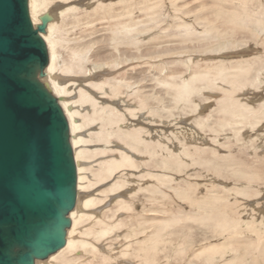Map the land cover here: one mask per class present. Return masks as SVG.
Returning <instances> with one entry per match:
<instances>
[{
	"label": "rangeland",
	"instance_id": "obj_1",
	"mask_svg": "<svg viewBox=\"0 0 264 264\" xmlns=\"http://www.w3.org/2000/svg\"><path fill=\"white\" fill-rule=\"evenodd\" d=\"M86 1H60L61 7L57 10L58 12H68L67 10L69 8L82 7L81 4ZM89 1L91 2L93 0ZM120 1L126 3H119ZM129 1L101 0L100 2H103L106 7L99 12L100 15L96 14L98 17H95L94 12L98 5L93 4L87 8L79 9V12L70 11L68 12V16L57 21L60 28L63 26L62 35L68 39L69 45H77L81 41L87 42L89 40L98 43L97 47L93 48V50H98L95 53L98 59L107 58L112 52V49L109 47L110 35H112L111 31L113 28H116V24L128 22L129 20L137 23L141 22L142 24L138 28L143 29V34L138 32L132 34V37L140 42L139 44L137 43L136 46L130 49L125 48L126 44H122L119 47V51L122 54L128 55L119 61V63H122L120 66H113L112 63L107 64L103 62L98 64L90 63L87 64L84 72L78 70L81 73H72L73 75H61L59 73L61 76L73 77L76 81L70 89L72 94L69 95L68 99L74 104L73 108L75 110H82V117L77 118L81 125L78 134L88 142L81 144L79 147V150L83 149L87 154V156H84L86 158H83L84 161L82 160L86 165L85 174L87 177L85 181L87 188L84 190L85 193L83 195L99 201L98 205L90 207V210L88 208V210L86 209L87 216L90 218L93 217V219L89 221L90 218L87 217L78 226L79 230L77 229L78 231L75 232V235L77 234L75 239L77 237L78 240L82 239L86 242L91 239L89 242L91 245L96 246L95 250L97 249L98 256L95 250L89 249L90 252H87L80 248L73 255L74 258H77L74 263L146 264L144 257L148 256L149 259H156V264H208L206 256H197L201 250H208L211 247L219 248L225 242L230 243L228 241L229 237L214 232L209 227L208 222L201 223L199 220L202 215V211L200 212L199 208L200 202L214 194L219 199L226 200V203H224V206H226L223 209L224 211H227L236 219L240 220L245 229L250 224L254 225L258 231V240H260V237L264 240V150L262 144H259L261 142L260 138H258V141L246 138L252 129L249 125L250 120H248L245 128L241 130L243 133L241 135L239 133L237 138L235 132L230 127L226 128L223 133L211 131L214 126L217 127V130L219 128L217 123L215 122L214 124L213 119L210 118L212 113L217 109L215 102L219 99L218 96H224L227 92V87L222 84L221 79L219 80L221 83L220 93L214 89L210 91L209 89L211 88L208 87H203L200 90L201 94L198 95L204 93L205 98L204 101L199 96L195 98L196 104L200 101L198 114L195 113V116H192V114L189 115L181 110L182 106H184L183 103L180 104L178 109H175L173 101L171 100L172 97L170 96L171 91L169 90L168 92V89L161 86L158 79L159 77L168 78L170 75H178L179 73L189 78L191 74L203 70L214 73L217 69H220L221 65L230 68L232 66L231 64L237 63V61H255L257 58H264V30L259 33L258 38V33L256 35L250 31L237 33L229 29L226 24H223L228 19L226 11L231 10L233 12V10H237L242 12L240 10L242 6L240 0H178L176 3H173V0H156L157 3L152 1L156 5L159 3L156 13L153 15L157 18L154 22L151 21V17L146 11L139 10V5L144 3L143 0ZM248 1V12L253 14V18L257 19L259 15L264 18V0ZM55 4L57 5L59 2ZM129 6L132 7L129 9ZM128 10H134L135 13L130 16L127 14ZM220 10L225 13V16L222 14L223 16L221 15L219 18L214 11L218 12ZM94 18L97 19L95 20ZM254 19L251 21L252 23H247H249L252 29H255V32L256 30L258 32L257 26L255 24L253 25V22H255ZM85 23H94V25H85ZM212 30L214 31V37L211 38L209 36V39H206L208 33ZM226 32H230L228 34L229 36L227 34L225 35ZM233 32L236 35H232ZM188 36L195 38V40L181 43ZM119 38L123 39L125 43L128 41L124 37ZM168 49H173V53L167 55L168 57H163L162 55L160 57L157 56L161 54L160 52H165ZM68 53L65 50H60V59L65 60L67 58L65 61H69L70 56ZM258 69L260 70L261 68ZM122 78L130 80L134 87L130 91L123 90L122 96H118L117 98L111 96L109 87L105 86V92L99 87L100 84L103 85V83L111 82L113 79L120 80ZM249 85H246L243 91L237 92V96L234 97H252L256 100L258 97H264V89L258 92V84H251V87ZM82 90L94 97L97 105L102 103L107 108H116L122 114L125 113L127 118L125 123H137L139 125L138 128L141 127V129L144 127L143 130L145 129L146 133L151 134L150 138L152 140H156L159 137L154 135V133L156 134V130H164L167 134H170L177 129V131L179 130L178 132L182 131L181 133L186 134L187 130L190 131L193 128L194 133L202 139L195 143L197 146L200 144L199 147L201 149L196 154L197 158L213 162L216 168L234 164L233 167H235L237 165L239 166L242 162L243 165L241 168L243 170L249 171L250 173L248 174L257 176L258 182L257 180L255 182L258 190L251 192L248 199L237 196L236 188L239 186H247L245 178L234 175L231 171L229 172L224 169H222L223 172L220 175H217L211 170L213 167L211 165L201 166L188 162L189 170L182 169V172L175 173L168 169L164 170L166 176L174 180L170 185L174 189H181L182 198H179L174 190L169 189L165 185L161 187L162 192L156 193L155 195L145 191H139V187L142 184L144 188L149 183V186L156 185V181L143 177L149 171L155 169L153 168L157 166L155 161L150 158L149 164L147 155L137 153L136 155L119 138H110L106 141V137L101 134L102 129H104L103 125L100 123L99 115L94 114L93 106L91 104L83 106L78 102ZM255 91H257L255 95L250 94ZM144 95L148 97L144 98ZM209 96H211V99ZM214 96L217 97L215 98ZM142 101L146 102V108L138 111V106L141 105L140 103ZM159 101L163 104L159 103ZM250 104L253 105V103ZM100 107L99 105L98 108ZM157 107L164 114L171 111L174 118L172 117L170 119L166 117L165 121L160 118H158L159 120L154 118L150 113V109ZM129 109H134V111L136 110L135 112L138 111L137 116H131ZM197 117H202L207 120L210 119L212 126L210 122H207V131L198 129L193 124V120L195 118L197 119ZM261 126L258 125L256 131L263 132L264 122H262ZM236 129H241V126H237ZM199 131L201 132L199 133ZM101 138L103 141H101ZM238 139L240 140L239 142ZM248 139L253 141L250 142ZM175 142L178 143L177 140ZM180 149L189 153H195V148L190 143H186V146L182 145ZM121 152H128L131 156H136L134 159L138 163V168L132 169L131 167H124L117 172L119 174H116L115 177H108L106 179L101 177L99 164H106L114 160L120 161ZM175 153L177 154L178 151L175 150ZM143 156L145 158H142ZM157 160L161 161L162 157L159 156ZM156 169L158 170V168ZM116 181L124 183L123 185L125 187L119 192L111 194L109 191ZM250 188L257 189L253 186H250ZM186 191H189L191 196H187ZM256 192H261V196L257 199ZM166 220H180L182 222L173 223L166 231H159ZM98 221L104 222L103 224L107 226L110 224L109 226L112 228L118 226V223H121L119 224L120 226H124H121V229L119 228L118 230H114V227L107 234L108 236L99 237L97 235L102 230L103 224L97 225ZM158 222H162V225H160L161 227L158 226V229H155V226H157L155 223ZM137 231L141 232L138 237L134 233ZM157 231H159L163 242L151 248L149 247L152 242L151 239ZM243 236L231 248L227 247V250H217L215 255L213 254L214 264H239L240 259L237 257L238 254L243 256V264H264V256H260L258 261V252L253 250V248H246L248 245L246 242H256L253 232L246 231ZM182 245L187 248V252L180 254L179 248ZM260 248L263 249L264 244H261L258 249ZM253 257H257L256 262L253 261ZM69 258L71 259V257Z\"/></svg>",
	"mask_w": 264,
	"mask_h": 264
},
{
	"label": "bare ground",
	"instance_id": "obj_2",
	"mask_svg": "<svg viewBox=\"0 0 264 264\" xmlns=\"http://www.w3.org/2000/svg\"><path fill=\"white\" fill-rule=\"evenodd\" d=\"M28 1H29V7H30V16H31V19H32L35 27L42 25L44 19H46V18L48 19L47 24H46V31L43 33H40V35L44 39L45 43L47 44V49H48L50 61H49V64L47 65V67L45 68V70L43 71V74L38 75V79L43 83V85L57 99L59 105L62 107V110L66 116V119H67L69 127H70V142L72 145V149H73V153H74V159H75V162L77 165V174H78L77 201H76L75 208L69 213L71 225L67 229L66 245L62 248L63 250L62 249L58 250L57 252L53 253L52 255H50L45 260H37L36 263L37 264H75L74 262L77 260V258H74L73 255L75 254L76 250H78L80 248H82V250H85L87 252H90L89 249H92L93 251L95 250L96 246L91 245L89 242L91 239H89V241H87V242L82 240V239H80L81 240L80 241L77 239V237L75 239V236L77 235V234L75 235V232L79 230L78 226L80 224H82L83 221H85L87 217H89V216H87L86 209L87 208L89 209L90 207L98 205L99 201L97 199H90L87 196L83 195V193H85L84 190L87 188L85 186V183H86L85 181L87 179L86 174H85V170H86L85 166L86 165L83 162L84 161L83 158H84V156H87V154H86L85 150H83V149L79 150V147L81 146V144H83L85 142L88 143V142L85 141L83 139V137L79 136V134H78V130H80L81 125H80V122H78L79 120L77 118L82 117V110H75L73 108L74 104L72 102H70L68 99L69 95L72 94L70 92V89H71V87H73L72 85L75 84V82H76L75 78H73V77L68 78L66 76H61V75L62 74H72V73H76L79 71L84 72L85 67L87 66V64H90V63L98 64V63L103 62V63H107V64L112 63L113 66H118V65L120 66V64H122V63H119V61L122 58H126L128 55L126 56V54H122L119 51L120 50L119 47L122 44H126L125 48L130 49L133 46H136L137 43L138 44L140 43L139 41H137L135 38L132 37V34L134 32L142 33L143 29L138 28V27H140V25L142 23L141 22L137 23V22H133V21L129 20L128 22H122V23L116 24L115 25L116 28H113V30L111 31L112 35H110L109 47H110V49H112V52L109 54V56L107 58L98 59V58H96V55H95V53H97L98 50H93V48L97 47L98 43L89 40L87 42L81 41L77 45H69L68 39H66V37L64 35H62L63 34V26L60 28L59 27L60 25H58L57 21L68 16V12H70V11L79 12L80 11L79 9H84L85 7L87 8L88 6L93 5V4L98 5L97 9L94 11L95 17H98L96 14L100 15L99 12L102 11L103 9H105V7H106V5L103 4V2H100L101 0H93L91 2L89 0H87L85 3L81 4L82 7H80V8L79 7L78 8L73 7V8H69V9L67 8L68 12H66V11H63V12L59 11L58 12V10L61 7L60 1H69V0H28ZM130 1H132V0H130ZM143 1H144V3L141 2L142 4L139 5V8H140L139 10L146 11V13H148V15H150L151 21H153V22L156 21L157 18H156V16H153V15L156 13L157 5L159 3L156 5V3H157L156 0H143ZM152 1H155L156 3L152 2ZM177 1L178 0H173V3H176ZM222 1H225V0H222ZM240 1L242 3V6H241V9L240 8L239 9L242 10V12H239L237 10H233V12H231V10L226 11V13H227L226 16H228V19H227V21L224 20L226 22H224L223 24H226L229 27V29H232L234 32H237V33L241 32V31H250L254 35H256L258 33V38H259V33L264 30V18L258 14L259 15L258 18L256 17L257 19H254L253 14H251V12H248L249 8L247 7V4L249 1L248 0H240ZM56 2H59V4L56 5L55 4ZM119 3H126V2L120 1ZM128 5H129V3H128ZM55 6L58 8H56ZM131 7L129 6V9ZM220 9H223V8H220ZM176 10H177V8H176ZM214 12H216L217 17H219V18L221 17L222 14L225 16V13H223V11H221V10L218 12L217 11H214ZM134 13H135L134 10L133 11L132 10L127 11V14L130 16L133 15ZM124 15H125V13H124ZM153 17H155V18H153ZM253 19L255 20V22H253V25L255 24V26H257L258 32H257V30L255 32L254 31L255 29H252V27L249 26V23H247V22L252 23L251 21ZM216 22H218V20H216ZM85 25H94V23H85ZM143 25H144V23H143ZM213 32H214L213 30L210 31L208 33V36L206 39H209V36L211 38L214 37ZM234 32L232 35H234V34L236 35V33H234ZM229 33L226 32L225 35L226 34L228 35ZM191 36H188L187 38H185L181 43L195 40V38H191ZM119 37H124L125 40H128L130 42L127 41L125 43L123 41V39H121ZM122 41H123V43H122ZM206 46H208V45H206ZM60 50L61 51L65 50V51L69 52L68 53L70 56L69 61H65V60H67V58H65V60L60 59L61 58L59 55ZM92 50H93V52H92ZM160 53H161L160 55H157L158 57H160L161 55L163 57H168L167 55H171V53H173V49H168L167 51L160 52ZM231 65L232 66L230 68H228L225 65H221L220 69H217L216 72H214V73H211L208 70H203L201 72H195V73L191 74L189 78L184 77L183 74L179 73L178 75H170L169 76L173 79H171L169 77L168 78H165V77L160 78L159 77V79L158 78H156V79H158L161 86H164L166 89H168L167 90L168 92H169V90L171 91L170 96L172 97L171 100L173 101L174 108L178 109L180 104L183 103L184 106H182L181 110H183V112H185L189 115L192 114V116L193 115L195 116V113L198 114L197 113L198 108L200 107V101H198V103L196 104L195 98L197 96H199L200 98H202L201 99L202 101H204V98H205L204 93L202 95H198V94H201L200 90L203 87H208V88H211V89H209L210 91H212L214 89L216 92L220 93L221 83L219 80L221 79L222 84L227 87L226 88L227 92L225 93L224 96H220V97L218 96V98H219L218 100L216 99L217 101L215 102V106H217V109L214 111L215 113L214 112L212 113L210 118L213 119L214 124H215V122L217 123L219 128L217 130V127L214 126V127H212L211 131H214L217 133H220V132L223 133V131H225L226 128L230 127L231 130L235 132L236 138H237L239 133H240V135H241V133H243V131H241V130H243L245 128V125H247L248 120H250L251 122L249 123V125L251 126L252 129L250 128L251 132H250L249 136L246 138H250L253 140H257V141L259 140L258 138H260L261 142L259 144H262V148L264 150V131L263 132L256 131V129L258 128V125L261 126L262 122H264V97H260V98L258 97L257 100L253 99L252 97H250V98H245L243 96H241L242 98L241 97L240 98L234 97V96H237V94H238L237 92L243 91L245 89L246 85H249V84L250 85L251 84H253V85L258 84V88H257L258 92L264 89L263 88V86H264V58H257L255 61H252V60L251 61H249V60L237 61V63L235 62L234 64H231ZM258 68H261V69L259 70ZM59 73L61 75H59ZM79 73H81V72H79ZM102 76H100V77H102ZM44 79H46V80L44 81ZM250 85H249V87H251ZM253 85H252V87H253ZM105 86L109 87V89L111 90V96L112 97L114 96L115 98H117L118 96H122L121 94H122L123 90H127V91L129 90L130 91V89H132L134 87V85L127 78H122L120 80L113 79V80H111V82H107V83H103V85L102 84L99 85L101 90L104 92L106 91ZM256 92L257 91H255L254 93L252 92L250 94L255 95ZM258 95H261V94H258ZM247 96H249V95L247 94ZM145 97H148V96L144 95V98ZM209 97L211 99V96H209ZM214 97L216 98L217 96H214ZM78 102L83 106L89 105V104H91L93 106L92 108H93L94 114L99 115V117H100L99 119L101 120V122L100 121L99 122L103 125L104 129H102L101 134L106 137V141H107V139H110V138H119L127 146V148H129L130 150L135 152V154L137 153V154H141V155H147L148 159H149L148 160L149 164H150V158L153 161H155V163L157 165V166L153 167L155 169L149 171L143 177L156 181V185L149 186L150 185V183H149L144 188L143 184H142L139 187V191L141 190V191L148 192L149 194L152 193L153 195H155L156 193H161L162 192L161 187L163 185H165L169 189L174 190V192L177 194V196L179 198H182L183 196L181 195V189H174L170 185V183H172L174 180H173V178L166 176L164 170L168 169L174 173L175 172H182V169L183 170L184 169L189 170L188 162L193 163V164H197V165H201V166L211 165V166H213L211 170L214 171L217 175H220L223 172L222 169H224V170H227L229 172L231 171L234 175H238L239 177L245 178V182L247 183V186L237 187L236 188L237 196L248 199V197L251 195V192H253L254 190H258V186L256 185V182H255L256 180L258 182L257 176L254 174H248V173H250L249 171L243 170L241 168L243 165L242 162L239 164V166L237 165L235 167H233L235 165L234 164L231 166H224V167L220 166L219 168H216V167H214L213 162H208V160H202V159L197 158L196 154L198 153V151L200 149V147H199L200 144L197 146V145H195V143L198 140H202V139L199 135H196L194 133V130L192 127H190V128H192L190 131L186 129L187 130L186 134L181 133L182 131L178 132L179 130L177 131V129H175V132L173 130H172L173 131L172 133L169 132L170 134H167L164 130H161V131L156 130V134L154 133V135L159 136V137L157 139L155 138L156 140H154V139L152 140V138H150L151 134L146 133L145 129L143 130L144 127H142V129H141V127L138 128L139 125L137 123H134V124L130 123L129 124V122H128V124H126L125 121L127 120V118L125 116V113L122 114L116 108H113V109L107 108V107L103 106L102 103L99 104L101 107L98 108L99 105H97L95 103L94 97H92L90 94H87L83 90L80 92V99ZM159 103L163 104L160 101H159ZM250 103H253V105H251ZM140 104H139L140 106H138L139 107L138 111H141L142 109L146 108V102L145 101H142V103H140ZM75 106H76V104H75ZM135 111H134V109H129L131 116H133V117L137 116L138 111L137 112H135ZM219 111H221V113H219ZM135 113H136V115H134ZM150 113L154 116V118H156V119L160 118V119H163L164 121H165L166 117L170 118V119L172 117L174 118L173 113L171 111L169 113L164 114V112L162 110H160L159 107L150 109ZM215 115H216V117H215ZM95 119H97V118H95ZM163 120H162V122H164ZM173 120H176V119H173ZM193 121H194L193 124H195L198 129L203 130V131H207V127H208L207 122H210V119L207 120V119H204L202 117H197V119L195 118ZM92 124H93V121H92ZM210 125L212 126L211 122H210ZM239 125L241 126V129H236V127ZM106 126H107V128H105ZM180 127L183 128L182 126H180ZM113 128H115V129L112 130ZM260 129H262V128H260ZM109 130H111V131L109 132ZM200 132L201 131H199V133ZM250 139H248V140H250ZM176 140L178 141V143L175 142ZM101 141H103L102 138H101ZM239 141L240 140L238 139V142ZM252 141L250 140V142H252ZM186 143H190V145L194 146L195 153H189V152H186V151L180 149V147L182 145L186 146ZM119 150H121V149H119ZM175 150L178 151L177 154L175 153ZM159 156L162 157L161 161L157 160V158ZM134 158H136V156L133 157L128 152H121L120 161L114 160V161H109L106 164H99L101 177H103L104 179H106L108 177H110V178L115 177L117 172L120 169L122 170V168H124V167H131L132 169L138 168V163L135 161L136 159H134ZM142 158H145V156H143ZM229 167H233V168H229ZM156 168H158V170ZM162 172H164V173H162ZM123 184L124 183H120V182L116 181L115 184L111 187L109 192H111V194L115 193V192H119L120 190H122L125 187ZM250 186H253L257 189L250 188ZM261 192H256V196H257V197L255 196L256 199L261 196ZM186 195L191 196L189 191H186ZM247 202H249V201H247ZM200 203L201 204H200L199 208H200V212L202 211L201 212L202 215L200 216L199 220L201 221V223L208 222L209 227L211 229H213L214 232L219 233L223 236L229 237L228 241H230V243L225 242V244L219 248L218 247H211L208 250L203 249L197 254L198 257L199 256H206L207 263L208 264H214V261H215L214 255H215L216 251L217 250H224L227 247L231 248V246H233V244H235V242H239V240L244 237L243 234L246 231L247 232L252 231L253 236L255 235V238H256V242H252V241L246 242V244H248L246 248H253V250L258 252V261H259L260 256H264L263 255L264 254V251H263L264 248L258 249L261 244H264V240H262L261 237H260V240H258V237H257L258 231L256 230V227L254 225L250 224V226L245 229V228H243V223L240 220L236 219L233 215L229 214L227 211H224L223 209L226 208V206H224L225 205L224 203H226V200L219 199L214 194L211 197H208V198L202 200ZM122 208H121V210H122ZM89 212H91V211H89ZM125 212H127V211H125ZM113 217H115V216L113 215ZM95 218H97V217H95ZM91 219H93V217L90 218L89 221ZM181 222L182 221H180V220H175V221L174 220H166L163 223V227L160 226V225H162V222H158V223H155L157 225V226H155V229H158L159 227H161V230H159V231H166L167 229H169L173 225V223H181ZM103 223L104 222L98 221V224L97 223L96 224L102 225ZM119 224H121V223H118V226H114L115 228L113 227L114 230L115 229L118 230L121 226H124V225L120 226ZM109 225L107 226L106 224H103V228L98 233L97 236L100 237V236H106L107 234H109L110 230L112 231V229H113ZM132 231H134V230H132ZM159 231H157L154 234V236L152 237V239H151L152 242H151V245H149V247L152 248L154 245H158L159 243L163 242L162 238L160 237ZM242 231H243V233H242ZM91 233H92V231H91ZM134 233H135L136 237H138V235L141 232L137 231ZM93 234H95V233H93ZM81 238H82V236H81ZM95 238H97V237H95ZM131 238H132V236H131ZM263 239H264V237H263ZM154 248H156V247H154ZM96 251H97V249L95 250V252ZM179 251H180V254L186 253L187 248L184 247V245H182L179 248ZM246 251H248V250H246ZM142 252H143V250H142ZM210 253H211V255H209ZM96 255H97V252H96ZM69 257H71V259ZM237 257L240 259L239 264H243V256L241 254H238ZM107 259H109V258H107ZM144 260H145L146 264H150V263L156 264V262H157L156 259H149L148 256L147 257L145 256ZM256 260H257V257H253V261L256 262Z\"/></svg>",
	"mask_w": 264,
	"mask_h": 264
},
{
	"label": "water",
	"instance_id": "obj_3",
	"mask_svg": "<svg viewBox=\"0 0 264 264\" xmlns=\"http://www.w3.org/2000/svg\"><path fill=\"white\" fill-rule=\"evenodd\" d=\"M47 21L35 27L28 0H0V264L62 249L77 201L70 127L38 79L50 61Z\"/></svg>",
	"mask_w": 264,
	"mask_h": 264
},
{
	"label": "snow or ice",
	"instance_id": "obj_4",
	"mask_svg": "<svg viewBox=\"0 0 264 264\" xmlns=\"http://www.w3.org/2000/svg\"><path fill=\"white\" fill-rule=\"evenodd\" d=\"M28 31H31L30 25H28ZM33 35H35V34L33 33Z\"/></svg>",
	"mask_w": 264,
	"mask_h": 264
}]
</instances>
